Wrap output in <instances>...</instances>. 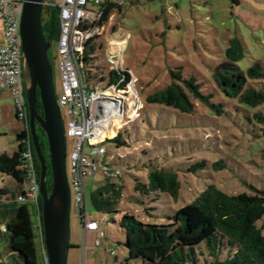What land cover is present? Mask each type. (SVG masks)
<instances>
[{
	"label": "rangeland",
	"instance_id": "1",
	"mask_svg": "<svg viewBox=\"0 0 264 264\" xmlns=\"http://www.w3.org/2000/svg\"><path fill=\"white\" fill-rule=\"evenodd\" d=\"M98 2L102 5L105 0ZM99 5H88L85 25L98 21ZM45 17L43 8L41 19ZM84 38L92 39L90 44L94 48L90 61L81 68L82 76L91 86L105 88L111 71L128 75L125 86H120L123 77L114 87L113 102L121 104V117L118 127H114L115 121L112 125L116 134L123 132L126 145L116 148L113 143L101 140L98 148L106 154L97 158L100 167L120 172V180H115L122 183L123 191L116 211L98 213L90 195L103 176L97 172L85 179L87 215L99 224L104 237L95 246L97 234L84 235L76 215L70 211L71 249L67 252V264H141L126 261L125 235L118 226L124 214L145 224L169 223L171 213L190 204L207 186L213 185L228 195L250 193L249 187L264 191V123L247 120L255 111L264 116V104L251 110L225 98L217 91L211 76L213 68L223 61L232 38L243 45L244 58L238 63L243 71L254 62L264 61V0H133L119 12L113 11L100 27L88 29ZM3 42L0 24V45ZM49 44L47 57L57 99L62 91L57 39ZM170 71L179 72L183 78H196L203 93L213 95L211 102L222 105L223 114L217 116L197 101H193L192 115L145 104L148 94L170 84ZM248 85L264 90V81H248ZM132 101L135 105L129 107ZM10 105L7 92L0 94V154L8 155L17 149L15 134L23 128L12 114H7ZM60 117L65 127L68 117L63 109ZM37 133L47 148L38 127ZM72 149L73 140L66 138L68 180ZM90 151L86 148L87 153ZM219 162L224 168L215 170L213 166ZM199 163L204 164L203 168L192 172L191 168ZM152 165L178 175L180 190L176 201L163 193L158 197L145 196L135 189L136 184L147 182ZM5 181L9 190L15 191L14 181L11 178ZM2 223L0 219V231L4 229ZM6 239L0 236V263L10 261ZM39 250L42 255L40 245Z\"/></svg>",
	"mask_w": 264,
	"mask_h": 264
},
{
	"label": "trees",
	"instance_id": "2",
	"mask_svg": "<svg viewBox=\"0 0 264 264\" xmlns=\"http://www.w3.org/2000/svg\"><path fill=\"white\" fill-rule=\"evenodd\" d=\"M99 6L98 21L92 22L90 26L83 24V31L100 27L107 22L113 11L119 12L122 8L108 0ZM45 14V20L41 19L42 31L45 41L50 43L57 38L59 32L58 11L45 8ZM91 40L88 39L85 43L82 67L90 61L94 53ZM243 58L242 43L237 38H232L228 41L223 61L213 68L211 76L217 91L225 98L256 110L264 104V90L250 87L248 81H264V61L254 62L243 71L238 66ZM122 78L124 81L120 85L121 88L129 80L128 75L111 71L106 86H115ZM212 96L203 93L201 83L196 78H183L179 72L170 71V84L148 94L145 104L159 105L180 114L192 115L195 109L193 101H197L213 114L221 116L222 105L212 103ZM38 106L41 113L40 104ZM250 118L247 117L249 122L264 123V116L260 111L253 112ZM39 130L45 139L44 133ZM36 134L47 161L49 192L52 183L47 148L37 129ZM24 137L26 133L22 130L16 133L17 149L11 156L0 155V174L8 176L16 184L15 191L0 190V219L3 220L1 226L4 228L0 231V236L7 237V255L10 260L0 264H44L39 250L41 241L37 226L38 210L33 205L14 201L25 185L21 156L24 145L20 143ZM105 137L109 139L107 142L113 143L116 148L126 145L122 131ZM35 165L39 171L36 156ZM203 166V163H199L192 167L191 171L196 172ZM213 167L215 170L224 168L221 162L215 163ZM103 169L108 176L103 173ZM98 172L103 176L102 182L95 185L90 201L98 213L114 212L122 199L123 185L119 182L121 174L102 167ZM135 189L145 196L157 194L155 196L158 197V194L163 193L176 201L180 182L174 171L152 165L147 172V182L136 184ZM249 191L250 193L228 195L213 185L207 186L190 204L171 213L168 217L169 223L145 224L132 215H122L118 226L125 235L123 247L126 249V261H140L141 264H264V223L262 226L257 225L261 221L264 222V191L252 187H249Z\"/></svg>",
	"mask_w": 264,
	"mask_h": 264
},
{
	"label": "built area",
	"instance_id": "3",
	"mask_svg": "<svg viewBox=\"0 0 264 264\" xmlns=\"http://www.w3.org/2000/svg\"><path fill=\"white\" fill-rule=\"evenodd\" d=\"M119 7L130 4L133 0H108ZM23 0H0V24L3 29L4 42L0 45V93L8 92L13 103L15 117L23 125L26 137L20 140L24 145L22 168L25 172L23 191L16 195L14 201L36 207L37 226L41 241L44 264L45 254L42 244L41 212L39 211V174L35 165V153L29 134V116L22 82V57L20 39V18ZM44 8L57 9L59 32L57 35L58 73L61 81V94L57 98L60 110L65 111L68 120L64 127V137L73 140V149L69 156V190L70 211L76 215L83 234L94 232L97 239L104 237L99 224L88 218L87 197L84 181L94 176L100 169L97 158L105 150L98 148L106 131L116 119L121 117V104L113 102L114 87L91 86L81 74V60L85 40L82 25L88 14L89 4L99 5L98 0H62L51 4L45 0ZM100 142V143H98ZM86 148H90L89 153ZM103 169V173H108ZM118 174V173H115Z\"/></svg>",
	"mask_w": 264,
	"mask_h": 264
},
{
	"label": "water",
	"instance_id": "4",
	"mask_svg": "<svg viewBox=\"0 0 264 264\" xmlns=\"http://www.w3.org/2000/svg\"><path fill=\"white\" fill-rule=\"evenodd\" d=\"M49 2L52 0H48ZM45 0H23L20 18L22 82L29 116V134L39 164L42 244L46 264H67L70 190L66 171L64 127L54 93L52 67L47 57L41 15ZM40 104L41 113L39 110ZM47 141L51 189L47 188L46 158L36 129Z\"/></svg>",
	"mask_w": 264,
	"mask_h": 264
},
{
	"label": "crops",
	"instance_id": "5",
	"mask_svg": "<svg viewBox=\"0 0 264 264\" xmlns=\"http://www.w3.org/2000/svg\"><path fill=\"white\" fill-rule=\"evenodd\" d=\"M3 93H5V92H2V93H0V94H3ZM7 94H8V96H9V98H10V101H11V105H10V107H8L7 114H8V115L12 114L13 117H14V119L17 121V119H16V117H15L14 107H12V105H13V103H12V99H11V97H10V95H9L8 92H7ZM21 130H22V129H21ZM3 154H6V153H3ZM0 155H1V154H0ZM6 155H7V156H11V155H8V154H6ZM7 178H9V177L6 176V175H2V174H0V190H7V191H9V192H12V191L9 190V187L5 185V183H6L5 180H6ZM93 233H94V232H93ZM94 234H96V233H94Z\"/></svg>",
	"mask_w": 264,
	"mask_h": 264
},
{
	"label": "bare ground",
	"instance_id": "6",
	"mask_svg": "<svg viewBox=\"0 0 264 264\" xmlns=\"http://www.w3.org/2000/svg\"><path fill=\"white\" fill-rule=\"evenodd\" d=\"M118 45H120V44H118ZM129 104V107H133V105H135V103L132 101V102H130V103H128ZM119 121H120V119H116L115 120V123H114V127H118L119 125ZM117 129V128H116ZM115 128L114 129H112V126L106 131V133H105V136L107 135V136H113V135H115Z\"/></svg>",
	"mask_w": 264,
	"mask_h": 264
}]
</instances>
